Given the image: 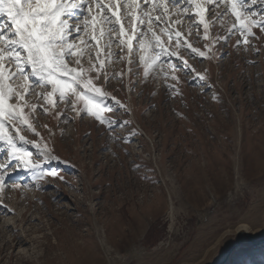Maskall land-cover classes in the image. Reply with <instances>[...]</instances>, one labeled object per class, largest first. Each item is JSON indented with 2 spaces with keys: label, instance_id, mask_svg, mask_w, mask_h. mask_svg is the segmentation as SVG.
Returning a JSON list of instances; mask_svg holds the SVG:
<instances>
[{
  "label": "rangeland",
  "instance_id": "obj_1",
  "mask_svg": "<svg viewBox=\"0 0 264 264\" xmlns=\"http://www.w3.org/2000/svg\"><path fill=\"white\" fill-rule=\"evenodd\" d=\"M251 11L264 14V4ZM253 31L247 48L234 33L211 59L186 54L195 72L163 57L178 66L179 83L145 81L142 70L113 79L105 91L125 105L104 113L121 121L114 130L62 104L40 114L37 131L66 161L55 165L65 179L10 169L0 264H218L233 248L226 264H264V33ZM216 33L225 34L219 23ZM190 39L204 50L207 41ZM121 71L124 63L109 68Z\"/></svg>",
  "mask_w": 264,
  "mask_h": 264
},
{
  "label": "snow or ice",
  "instance_id": "obj_2",
  "mask_svg": "<svg viewBox=\"0 0 264 264\" xmlns=\"http://www.w3.org/2000/svg\"><path fill=\"white\" fill-rule=\"evenodd\" d=\"M257 3L258 0H0V17H6L0 23V143L6 152V161L0 163V194L8 186L10 169L30 171L37 182L46 177L64 181L55 165L66 161L54 154L37 131L40 114L49 115L62 104L76 116L91 117L114 130L121 121L104 113L115 115L118 109L114 105H125L105 91L113 79L139 76L142 70L145 81L149 76L163 74L165 79L170 75L179 83L178 66L163 61V57H177L184 67L195 72L185 59L188 53L211 59L208 53L214 44L227 42L234 33L238 34L236 46L247 48L250 37L258 38L253 29L264 33V14L251 11ZM259 3L264 4V0ZM217 23L225 29L224 35L213 36ZM193 37L196 42L207 41L204 50L194 46L190 39ZM113 63H124L126 71L109 73ZM197 76L202 81L207 79L205 73ZM170 87L178 94L175 85ZM57 118L69 122L63 110L57 112ZM25 132L39 139H28ZM25 144L36 148L38 155ZM133 167L138 170L141 165ZM12 186L20 187L15 182ZM0 207L7 208L2 198ZM249 230L247 225L238 229Z\"/></svg>",
  "mask_w": 264,
  "mask_h": 264
},
{
  "label": "water",
  "instance_id": "obj_3",
  "mask_svg": "<svg viewBox=\"0 0 264 264\" xmlns=\"http://www.w3.org/2000/svg\"><path fill=\"white\" fill-rule=\"evenodd\" d=\"M241 235H244V233H242ZM235 248H233L224 258V260L220 261L218 264H225L227 260L230 259L231 255L233 254Z\"/></svg>",
  "mask_w": 264,
  "mask_h": 264
},
{
  "label": "bare ground",
  "instance_id": "obj_4",
  "mask_svg": "<svg viewBox=\"0 0 264 264\" xmlns=\"http://www.w3.org/2000/svg\"><path fill=\"white\" fill-rule=\"evenodd\" d=\"M5 21H6V17H0V22H1V23L5 22ZM224 258H225V256L222 257L223 260H224ZM222 259H221V260H222ZM227 262H228V260L226 261V263H227ZM226 263H225V264H226Z\"/></svg>",
  "mask_w": 264,
  "mask_h": 264
}]
</instances>
